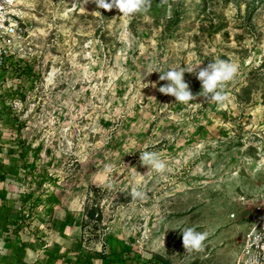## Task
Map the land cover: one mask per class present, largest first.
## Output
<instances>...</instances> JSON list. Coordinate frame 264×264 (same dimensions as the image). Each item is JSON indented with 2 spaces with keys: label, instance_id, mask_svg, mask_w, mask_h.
<instances>
[{
  "label": "rangeland",
  "instance_id": "rangeland-1",
  "mask_svg": "<svg viewBox=\"0 0 264 264\" xmlns=\"http://www.w3.org/2000/svg\"><path fill=\"white\" fill-rule=\"evenodd\" d=\"M14 4L22 34L12 57L31 69H0V264L22 244L29 264L76 245L237 264L245 233L264 219V0H153L130 18L84 0ZM216 58L239 66L224 108L175 103L159 93L160 73L143 78L151 66ZM184 79L199 93L194 74ZM145 150L165 161L163 174L141 165ZM137 187L146 201H131ZM92 208L95 220L85 218ZM68 214L75 223L64 227ZM188 227L209 233L203 252H185Z\"/></svg>",
  "mask_w": 264,
  "mask_h": 264
},
{
  "label": "clouds",
  "instance_id": "clouds-1",
  "mask_svg": "<svg viewBox=\"0 0 264 264\" xmlns=\"http://www.w3.org/2000/svg\"><path fill=\"white\" fill-rule=\"evenodd\" d=\"M94 3L97 9H103L109 11L113 8L118 9L124 17H132L136 14H146L150 11L153 0H84V4ZM158 6H169L170 0H159ZM200 64L188 65V66H176L168 70L159 68V66H151L145 76L151 73H160L159 81H166V83L158 88L159 93L163 95H169L175 98V103L189 104L190 101H194L197 97L203 98L201 103H205L209 100L216 103L218 107L224 108L225 101L227 99L225 94V88L228 83L232 82L238 71L239 66L228 60L216 58L213 62L207 64V66L200 68ZM199 69V70H198ZM194 74L196 79L200 82L201 90L196 95L190 90L189 83L184 79V74ZM142 78V79H143ZM155 88V84L142 83V88L145 87ZM141 88V89H142ZM140 163L143 166L151 168L155 173L163 174L167 168V164L162 160L155 152L143 151L140 153ZM105 177H110L114 173V166L112 164H105L103 169ZM104 187L111 190L113 188V181L106 180ZM131 201H146L148 199L147 192L141 188H133L129 193ZM182 245L185 252H203L206 245L209 233L207 231L199 232L194 227L185 228L182 232ZM257 243L264 241V231L258 232L255 230L252 236L249 238L250 243L252 240ZM248 251V249H246ZM249 264H260L256 257H252Z\"/></svg>",
  "mask_w": 264,
  "mask_h": 264
},
{
  "label": "trees",
  "instance_id": "trees-1",
  "mask_svg": "<svg viewBox=\"0 0 264 264\" xmlns=\"http://www.w3.org/2000/svg\"><path fill=\"white\" fill-rule=\"evenodd\" d=\"M23 66V68H21ZM3 68L6 70L20 69V73H16L17 75L23 74L27 75L31 68H29L26 64H21L19 60H15L13 57H7L4 60ZM96 210L94 208L87 211L85 218L89 220H95ZM99 215H97L98 217ZM98 220V219H96ZM74 218L72 214H68L63 223L64 227H71L74 224ZM59 248H54L48 251L46 260L44 264H54L57 261H60L61 264H95V261H100V264H128L129 262H134V264H161L156 258H149L147 260L142 259L139 255L134 254V256H130L131 249L127 246H118L115 248L106 249L104 248L100 252L96 253H83L80 251L78 245L75 246V250L72 251V256H68L71 251L67 250L64 254L59 255L57 252ZM24 253L25 246L22 244L19 248H17L15 260L11 262V264H29L24 261ZM34 264H42V263H34Z\"/></svg>",
  "mask_w": 264,
  "mask_h": 264
},
{
  "label": "built area",
  "instance_id": "built-area-1",
  "mask_svg": "<svg viewBox=\"0 0 264 264\" xmlns=\"http://www.w3.org/2000/svg\"><path fill=\"white\" fill-rule=\"evenodd\" d=\"M15 0H0V69L3 68L5 58L12 57L16 44L21 40L19 11ZM258 232L264 231V219L255 226ZM245 233L240 244L241 260L237 264H249L252 257H256L260 264H264V241H251L253 231ZM248 249V251H246Z\"/></svg>",
  "mask_w": 264,
  "mask_h": 264
},
{
  "label": "crops",
  "instance_id": "crops-1",
  "mask_svg": "<svg viewBox=\"0 0 264 264\" xmlns=\"http://www.w3.org/2000/svg\"><path fill=\"white\" fill-rule=\"evenodd\" d=\"M2 178V177H1ZM28 251V252H27ZM25 257H26V259L28 258H30V249L29 248H27V247H25ZM15 257V256H14ZM27 259V260H28ZM27 260H26V262H27ZM29 261V260H28ZM36 261V260H35ZM37 262H39V263H42V261L41 260H39V261H37ZM37 262H35V263H37ZM42 264H44V263H42Z\"/></svg>",
  "mask_w": 264,
  "mask_h": 264
}]
</instances>
